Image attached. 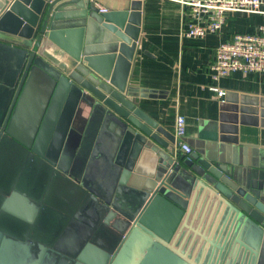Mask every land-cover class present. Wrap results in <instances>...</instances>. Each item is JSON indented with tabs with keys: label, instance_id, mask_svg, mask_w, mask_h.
<instances>
[{
	"label": "water",
	"instance_id": "95a60500",
	"mask_svg": "<svg viewBox=\"0 0 264 264\" xmlns=\"http://www.w3.org/2000/svg\"><path fill=\"white\" fill-rule=\"evenodd\" d=\"M142 5L0 0V147L15 140L20 99L39 83L49 91L33 137L18 141L23 163L0 174V264H264V149L246 165L228 131L206 133L189 154L177 148L137 100L154 90L132 85ZM251 104L229 107L264 127V96ZM82 109L79 164H68ZM144 148L160 156L148 172L137 166ZM201 203L203 228L189 221ZM184 229L199 238L193 250L177 242Z\"/></svg>",
	"mask_w": 264,
	"mask_h": 264
},
{
	"label": "crops",
	"instance_id": "0c3cea01",
	"mask_svg": "<svg viewBox=\"0 0 264 264\" xmlns=\"http://www.w3.org/2000/svg\"><path fill=\"white\" fill-rule=\"evenodd\" d=\"M104 5L105 3L99 4L100 7ZM109 5L115 4L112 2ZM186 16L187 7L181 0H143L142 26L138 54L132 69V85L139 89L154 90L155 97L138 96L137 100L150 115L174 134L177 115H184L185 140L193 150L201 144L206 133L219 136L221 131H228L230 135L238 136L245 150L244 160L247 165L257 159L259 150L264 149V127L245 124L253 120L249 114L241 110L236 113L229 105L236 104L239 109L258 108L259 105L253 106L251 102L264 96V73L244 74L237 71L215 80L211 63L218 44L228 40L235 33L254 31L258 24L264 23V16L228 14L222 30L203 38H187L182 35ZM212 85L225 89L226 95L219 97L211 89ZM226 98L227 105L223 107L222 101ZM36 101L38 102V99ZM88 118V109L79 110L73 123L78 132L85 131ZM159 162L160 156L157 153L144 148L137 162L138 170L148 172ZM22 163L23 159L17 157L14 168L20 167ZM5 181L7 182V178ZM1 182L3 183L2 180ZM47 184L48 178L44 180L42 191H39L35 198L41 199ZM197 202L198 199L194 202L195 207ZM203 206L204 203H201L196 217L192 215L189 219L194 226H200L202 222L201 228L207 220V215L204 220L200 218ZM161 220L162 217L160 220L158 218V223ZM185 231L186 229L182 230L177 242L186 239L187 245L193 237H186ZM198 240L196 237L192 241V250Z\"/></svg>",
	"mask_w": 264,
	"mask_h": 264
},
{
	"label": "built area",
	"instance_id": "2783aa9c",
	"mask_svg": "<svg viewBox=\"0 0 264 264\" xmlns=\"http://www.w3.org/2000/svg\"><path fill=\"white\" fill-rule=\"evenodd\" d=\"M187 7V16L183 23L182 35L187 38H203L222 30L231 13L257 14L264 16V0H181ZM103 9V8H102ZM213 78L230 76L241 71L264 73V23L258 24L252 32H238L228 40L218 44L211 63ZM211 89L219 97L226 90L216 85ZM186 118L179 114L175 122L176 146L189 154L192 147L185 140Z\"/></svg>",
	"mask_w": 264,
	"mask_h": 264
},
{
	"label": "rangeland",
	"instance_id": "374dc122",
	"mask_svg": "<svg viewBox=\"0 0 264 264\" xmlns=\"http://www.w3.org/2000/svg\"><path fill=\"white\" fill-rule=\"evenodd\" d=\"M248 16H251V14H248ZM47 90L48 88L45 86V84L39 83V85L36 86L32 91H27L25 98L23 97L22 100L20 99L15 118L18 120L15 122V126L11 128L12 136L17 141L13 139L10 140L9 138L8 141H2L3 144L2 147H0V174L4 175L10 171L13 172L14 166L16 164V158L25 156L26 147H23V145H21L19 142L25 144L33 137L39 124L40 118L38 117L40 112H43L49 97V91ZM37 99L38 102L36 101ZM70 132L73 134L68 137L69 141L66 143L65 161L68 164L72 161L79 164L78 157H80V147L84 138V134L82 132H78L76 129H73ZM65 140L66 138H64V141L61 139L62 144L65 143ZM2 195H0V199ZM2 223L3 222L1 221V224ZM61 246L66 251H72L65 245L61 244Z\"/></svg>",
	"mask_w": 264,
	"mask_h": 264
}]
</instances>
